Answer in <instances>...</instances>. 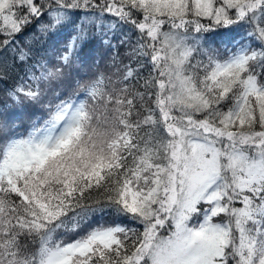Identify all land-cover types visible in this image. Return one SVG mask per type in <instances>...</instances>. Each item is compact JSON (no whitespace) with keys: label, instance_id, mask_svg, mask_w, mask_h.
<instances>
[{"label":"snow or ice","instance_id":"obj_1","mask_svg":"<svg viewBox=\"0 0 264 264\" xmlns=\"http://www.w3.org/2000/svg\"><path fill=\"white\" fill-rule=\"evenodd\" d=\"M9 80L0 264H264V0H0Z\"/></svg>","mask_w":264,"mask_h":264},{"label":"trees","instance_id":"obj_2","mask_svg":"<svg viewBox=\"0 0 264 264\" xmlns=\"http://www.w3.org/2000/svg\"><path fill=\"white\" fill-rule=\"evenodd\" d=\"M71 29L65 30V32L61 33L58 37L50 40L47 44L43 45V48L40 49V54L45 55V52L49 58L54 57L55 52L51 51L53 47L59 49L62 46V42L68 38V34ZM128 29L124 28L123 32H127ZM123 32H117L116 34L108 33L105 36L104 32H99L92 36L91 40L87 43L84 48L82 54V60L85 63L86 67L80 69V75L83 76L85 72L91 74L92 65L99 62V68L101 70H107L106 65L110 60V57L113 53V49L109 46L105 45L103 42L105 38L111 41L112 44L116 45V50L119 51L121 55H123L125 46L120 44V40L123 36ZM225 36V32H221L220 35L212 36L211 39L215 43H219L220 38ZM235 36L237 39L239 38L238 33L232 32L227 34V39L230 41L231 37ZM133 41L135 40V36L132 37ZM14 81L9 80L4 83H0V97L4 95L6 90L13 85ZM29 108L26 109H12L9 112V117L20 124V126L26 127L31 119H34L38 116L43 115V111L39 108H33L32 112H30ZM26 111L30 112L29 114Z\"/></svg>","mask_w":264,"mask_h":264},{"label":"rangeland","instance_id":"obj_3","mask_svg":"<svg viewBox=\"0 0 264 264\" xmlns=\"http://www.w3.org/2000/svg\"><path fill=\"white\" fill-rule=\"evenodd\" d=\"M32 109H33V108H29L30 112H32ZM29 110H28V111H29ZM28 111H26L27 114L30 113V112H28Z\"/></svg>","mask_w":264,"mask_h":264}]
</instances>
